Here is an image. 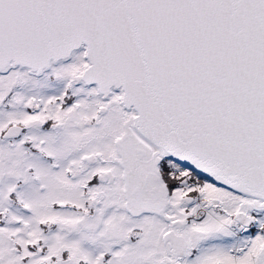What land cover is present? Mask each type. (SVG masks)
<instances>
[{
    "label": "snow or ice",
    "instance_id": "obj_1",
    "mask_svg": "<svg viewBox=\"0 0 264 264\" xmlns=\"http://www.w3.org/2000/svg\"><path fill=\"white\" fill-rule=\"evenodd\" d=\"M0 264H264V0H0Z\"/></svg>",
    "mask_w": 264,
    "mask_h": 264
}]
</instances>
